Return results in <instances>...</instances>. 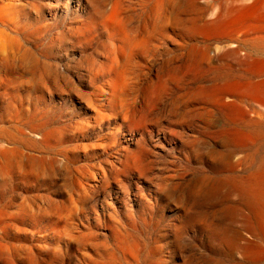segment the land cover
I'll return each mask as SVG.
<instances>
[{
	"label": "rangeland",
	"instance_id": "rangeland-1",
	"mask_svg": "<svg viewBox=\"0 0 264 264\" xmlns=\"http://www.w3.org/2000/svg\"><path fill=\"white\" fill-rule=\"evenodd\" d=\"M98 1L0 0V186H21L14 200L0 197V242L8 249L7 264H241L221 243L225 229L239 227L238 218L228 221L221 214L235 196L208 200L195 186L205 178L226 182L245 175L246 157L256 150L264 154L259 147L264 138L249 148L232 146L223 130L233 127L236 116L196 90L218 81L222 86L225 71L246 78L245 64L226 56L231 48L224 38L182 34L172 19L177 0H118L128 33L146 39L136 55L142 64L137 73L150 86L138 92L137 104L151 99L157 81L168 83L144 117L151 134H144L147 152L140 168L117 174L113 169L120 170L124 151L140 143L142 130L129 132L121 118L100 127L91 121L103 99L96 88L111 81L121 94L124 83L127 94H133L127 84L136 77L131 72L104 76L110 68V36L93 15L91 6ZM201 3L211 7L214 0ZM263 40L242 38V49L255 55ZM190 44L208 49L212 58L192 77L181 73ZM261 95L237 102L248 119L264 124ZM38 97L40 109H63V144L55 140L58 135L40 141L30 131L40 117ZM229 98L224 100L229 103ZM224 159L238 165L228 170Z\"/></svg>",
	"mask_w": 264,
	"mask_h": 264
},
{
	"label": "bare ground",
	"instance_id": "bare-ground-1",
	"mask_svg": "<svg viewBox=\"0 0 264 264\" xmlns=\"http://www.w3.org/2000/svg\"><path fill=\"white\" fill-rule=\"evenodd\" d=\"M105 1L107 0H100L98 1L97 5L91 6L93 8L92 11H94L93 15L97 18H100L99 20H101L102 24L105 26L106 31L109 32V36H110L109 42L106 43L107 45L109 44L110 50L108 51L109 54L107 56V59L105 58L107 61L110 62V68L106 73L104 72V76H108V74L111 73L112 74L118 73V76L123 77L122 74H129L131 72V74L136 77H133L132 79H130V81L128 80L129 78L128 79L124 78V79L129 81L128 84L127 83L126 84L131 87L134 95L132 93L127 94L123 82H122L123 85H120L122 88L121 94L118 92L117 84H114V82L111 81L103 82L102 84L104 85L102 87L96 88L97 94L103 97V99H100V101L99 99L97 100L99 101L98 107H96V105L93 104V101L92 103L90 101V105L95 106L97 108L95 109L96 110L95 116L91 117L92 119L91 121L96 126L100 127L104 121L108 122L110 120L121 118V120L126 123L129 132L134 131L136 128L142 130L139 133L140 143L134 149L124 151L123 159L120 160V168L118 166L120 170L117 171L116 168L113 169L114 171H116L117 174L118 173L130 174L136 172L140 168V165L142 163V155L145 151L147 152L145 145L142 141L144 138V134L146 133L151 134L149 130L145 131L147 125L144 123L145 120L144 117L145 115L148 114L149 111L148 107L150 105H153L157 101L158 95L162 92V90L164 89V87L168 82L165 83L164 79L157 81L153 85L154 87L151 92L153 96L151 97V99L147 101L146 104L143 105L137 104V98L139 95L138 92L150 86L147 83H144L145 81L141 79L142 75L140 73H137V71L140 70L142 64L136 59L138 57V56L136 57V55L138 54L137 52L144 46L143 44L146 41V39L145 37L142 38L137 35L133 36L128 33L129 29L127 30L126 27L121 23L122 21H121L120 2L118 0H110L109 2L110 6L107 10L105 9V5H106ZM201 1L206 2L207 0H177L176 5L178 11L177 12L174 11V13L172 14V19L176 23L177 28L182 31L181 32L182 34L188 36L189 38L202 37L208 40L212 38L214 39L224 38L225 40H227L229 42L227 47L231 49L225 50L227 51L225 52L226 56L233 55L241 65L245 64L244 66H246V68L244 69L243 72L247 77L244 78L240 76L239 77L233 76L227 71H225L224 80L222 81L223 83L222 86H220L221 85L219 84L220 81H218L219 82L218 85L220 87L214 84L208 87L206 86L197 87L196 95L201 94L204 97L215 98L218 101V103L224 105L228 113L231 111L234 116L239 117L237 119L236 117L234 118L231 116L232 118H234V120H232L231 122L234 125L232 128H230V130L226 132H224L223 130V138L234 147H238L241 149L249 148L255 145L253 144L254 141L257 142L259 138H264V124L263 123L261 124L260 123L261 121L260 122L256 121V118H254L255 120L248 119L247 118L248 113H246V111H244V108H242L238 104L237 99H240L242 97H247V98L258 97L260 96V94L264 96V47L263 49L259 50V53L257 52L255 54L253 52L255 55H250L249 53H247L248 51L247 52L243 51L242 46L244 45L241 40L242 38H247L252 35H254L257 38L264 37V0H226V1L214 0V4L211 7L203 5ZM11 4H12L11 6H14L13 2ZM44 7L45 5L43 6V8ZM85 12L86 14L88 13V11ZM93 19H91V21L94 22ZM93 24H95V22ZM90 30L91 29H89L88 32ZM20 31L22 30H19L18 32ZM31 33L32 32H30V34ZM234 37H237L239 40H235ZM198 39L197 42L199 41ZM29 45L30 44H28V46ZM183 45L184 43H179V46H183ZM105 49L106 48H104V50ZM221 50H218V52L222 53ZM183 53L181 54L182 56ZM22 56H24V54ZM211 60L212 58L208 49L206 48L200 49L190 44V46L187 47L185 60L183 63V67L181 68V73L191 77L196 76L201 71L202 67L206 64H209ZM22 63L23 62H21V64ZM95 74L94 77H96ZM111 77H113V75ZM124 79L122 81H124ZM77 89L79 88L77 87ZM93 92L92 94H94ZM40 97L43 99L42 95H40ZM40 97H38L37 103L35 105V109H39L38 113H40V117H38L37 120L30 125V131L34 132L35 134H38L40 141L49 140L51 138H54L56 135H58L59 137H61V139L56 138L55 140L58 141L61 145L64 143L62 136L63 134L64 135L66 134V132L64 131H67L65 127L59 128V125L63 123L61 122V118H62L61 114L63 113L62 111L63 109L62 108L54 109L53 108L54 106L51 107L50 109H46V108L40 109L39 107ZM225 97H230L232 99L231 102L227 103L228 101L224 100ZM260 99L264 101L262 97H260ZM101 100H103V102ZM255 102L256 103L260 102L261 104L258 105H262L261 101L257 102L255 100ZM83 108L86 107L83 106ZM83 108L81 107V110ZM52 112L55 113L58 112V114H54L51 116ZM136 121H138L139 125H134ZM51 126H54L55 128L58 129H55ZM259 147H264V145L262 146L259 145ZM64 150H59V151L63 152ZM260 153H261L260 150H256L253 151V153L250 154L248 157H246L245 162L247 164V173L245 175L233 176L231 178L229 177L230 179L226 182L221 180L217 181V180H211L205 178L203 180L201 179L198 182L199 183L198 186H195L198 189L201 197L204 199L219 200L220 198L227 197L228 195L235 196L236 198L235 203L231 205L230 204L224 205V209L221 211V214L225 218L228 216L229 217L227 219L228 221L232 220L233 217L238 218L237 222L239 223L238 225L239 227L231 231H229V229H225L221 233V237L223 238L221 240V243L224 245L225 249L228 252L236 255V257L238 258V263L240 262L241 264L242 263L264 264V154H260ZM223 164L226 166L228 170L231 171L233 170V168H235L236 165H238L229 159H224ZM137 173L139 174V172ZM20 187L21 186H0V197L2 199L8 197L11 200H14L19 195ZM7 256H8V249L5 247L4 244L0 242V264H7L8 262Z\"/></svg>",
	"mask_w": 264,
	"mask_h": 264
}]
</instances>
